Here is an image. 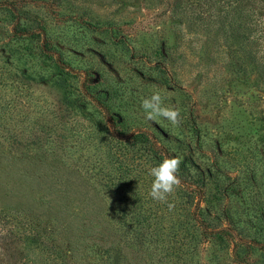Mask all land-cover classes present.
<instances>
[{
  "label": "rangeland",
  "instance_id": "obj_1",
  "mask_svg": "<svg viewBox=\"0 0 264 264\" xmlns=\"http://www.w3.org/2000/svg\"><path fill=\"white\" fill-rule=\"evenodd\" d=\"M22 1L60 38L67 67L38 54L40 37L13 36L19 20L0 10V210L51 228L74 264H264V31L249 18L264 3ZM89 68L100 103L82 89ZM156 93L179 125L146 119ZM111 121L185 148L207 182L201 203L194 181L154 200L159 155ZM203 216L234 235L210 237Z\"/></svg>",
  "mask_w": 264,
  "mask_h": 264
},
{
  "label": "trees",
  "instance_id": "obj_2",
  "mask_svg": "<svg viewBox=\"0 0 264 264\" xmlns=\"http://www.w3.org/2000/svg\"><path fill=\"white\" fill-rule=\"evenodd\" d=\"M261 1L264 3V0ZM0 10H3L13 17L15 15L18 18L20 25L15 26L16 31L14 30L13 36L14 34H22L23 36H29L31 38L40 37L42 42L40 46H38V54L46 58H54L60 66L67 67L65 66L66 62L63 57L64 52L61 47L60 38L58 36L49 35V25L46 24V19L37 18L30 14L29 11L24 8L22 0L1 1ZM246 12L247 11H244L243 8H238L234 11L232 16L234 19H239ZM250 14L249 18L255 17L252 19L255 24L253 28L255 30H260L259 27L261 25V30L264 31V5L254 8ZM21 18L29 19L32 23L23 25L22 22H20ZM87 25L103 32L108 30V28L98 26V24H93L91 22ZM242 25L240 21L239 27ZM17 28L20 29V31H17ZM258 51L259 49H256L254 53ZM259 57L260 55L257 54L255 57L257 59L256 62L259 61ZM99 74L96 68L87 69L81 85L83 91L85 90V96H95L96 100L100 103L101 99H99V97L88 92L92 84H94L96 76ZM115 122L116 121H111V124L113 131H115L117 135L122 136V138L126 136V140L132 136L136 138L139 136L143 137V140L150 144L149 146L153 150V153L159 155L160 163L166 158L179 157L182 161L177 173L180 182L188 186L191 185L192 181L197 182V185H199L198 191L201 193L199 204L201 203L205 196L204 186L207 182L204 177L195 178L194 175L190 173L189 164L192 162V159H189V156L185 152V148H182V151H180L179 146L176 148L172 147L170 140H163L165 143H159V137L156 135L157 132L147 129H134L132 132H128V130L126 131L123 127L117 126ZM109 155L111 157L110 161L112 162L120 159L119 153L115 155L111 152ZM198 208H200L199 205ZM205 221L203 216L201 222L206 228H210V231H206L207 235L210 237L220 240L227 238V240H229L227 235H234L230 227L225 226L220 229H214L213 227L207 226V221ZM54 234L55 232L51 228L36 223L24 212L19 210L4 212L0 210V264H74L69 256V251L58 247L55 242L56 239ZM254 244L258 247L264 246V242Z\"/></svg>",
  "mask_w": 264,
  "mask_h": 264
},
{
  "label": "clouds",
  "instance_id": "obj_3",
  "mask_svg": "<svg viewBox=\"0 0 264 264\" xmlns=\"http://www.w3.org/2000/svg\"><path fill=\"white\" fill-rule=\"evenodd\" d=\"M162 97L159 93L151 96L149 99L142 101L141 107L145 110L146 119L154 120L157 117L168 119L173 125H179V109L162 107ZM179 157L164 159L157 167L150 170V175L154 177L149 195L161 202H167L168 195L174 193L175 188L179 186L180 179L177 175L180 164ZM171 210L174 204H168Z\"/></svg>",
  "mask_w": 264,
  "mask_h": 264
}]
</instances>
